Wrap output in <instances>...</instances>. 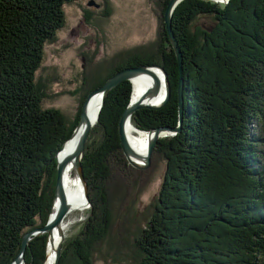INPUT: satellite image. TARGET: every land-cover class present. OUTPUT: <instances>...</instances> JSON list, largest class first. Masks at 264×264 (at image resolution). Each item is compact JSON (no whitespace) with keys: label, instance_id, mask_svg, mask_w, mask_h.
<instances>
[{"label":"trees","instance_id":"trees-1","mask_svg":"<svg viewBox=\"0 0 264 264\" xmlns=\"http://www.w3.org/2000/svg\"><path fill=\"white\" fill-rule=\"evenodd\" d=\"M169 2H152L157 29L150 42L99 62L97 50L81 54L88 68L82 66L69 93L79 107L69 117L49 106L63 94L54 88L63 77L48 63L47 47L69 30L70 8L95 27L111 17L110 3L97 18L85 0H0V264H12L23 237L47 225L56 156L92 91L125 69L161 66L170 100L136 112L132 121L144 132L179 126L180 66L164 21ZM203 17L210 29L199 25ZM172 29L183 55L184 117L181 132L159 139L153 152L154 163L164 164L157 197L141 218L140 196L157 173L132 167L121 147L119 124L133 93L125 81L106 97L86 143L91 207L64 242L60 264H108L125 246L131 254L115 262L264 264V0H184ZM141 174L149 176L145 183ZM47 246V235L34 237L25 263L45 264Z\"/></svg>","mask_w":264,"mask_h":264},{"label":"rangeland","instance_id":"rangeland-1","mask_svg":"<svg viewBox=\"0 0 264 264\" xmlns=\"http://www.w3.org/2000/svg\"><path fill=\"white\" fill-rule=\"evenodd\" d=\"M90 1H94L100 6V9L90 7L98 15L97 18L100 16L99 13L105 10L110 3L111 9H113L111 17L102 22L101 25L97 22L95 27H93L86 23L84 15L79 9L72 7L67 14L70 22L69 30L62 31L58 42L53 46L47 47V55L50 60L48 63L57 66L63 77L62 81L54 87L57 90L56 92H63V94L56 96L49 106L61 108L69 117H74L79 108L76 97L71 96L69 93L75 91L78 86L76 75L82 66L86 65L88 68L87 61L84 62L82 60L81 54L96 52L95 50H97L99 52H96L97 58L95 62H99L97 60L106 59L109 55H113L125 48L150 42V40L155 38L157 29V23L152 11L154 8L152 2L154 0H85V5L88 6ZM199 25L205 29H210L213 23L209 18L203 17ZM153 163L154 160L152 159L150 168L154 171H152V174L155 175L157 173V176L153 184L147 187L140 196L141 206L137 210L141 218L157 197L161 181L160 177L163 174L164 164L162 161L154 163L152 166ZM148 177L147 174H141L139 177L140 183H143V181L145 183ZM140 189L138 188L137 190L139 191ZM88 210L89 208L85 212L74 211L67 215L65 223L68 227L65 229L64 242L78 233L81 225L88 218ZM133 221L136 220L134 219ZM130 254L131 250L126 246L124 249L116 250L111 253L112 256L108 264H121L122 261L117 260L115 262V258L128 257ZM95 264L105 263L96 261Z\"/></svg>","mask_w":264,"mask_h":264},{"label":"water","instance_id":"water-1","mask_svg":"<svg viewBox=\"0 0 264 264\" xmlns=\"http://www.w3.org/2000/svg\"><path fill=\"white\" fill-rule=\"evenodd\" d=\"M184 0H170V2L167 5L165 15H164V21L166 25V29L168 32L169 40L172 44V47L174 48V51L177 55L178 63L180 66V84H179V90H178V96H179V117H180V123L179 126L176 128H169V127H160L157 129H153L149 131L148 133L150 134V141H149V146H148V152L146 156H141L135 153L132 148L130 147L127 137H126V131L125 127L126 124L130 119H132L133 115L142 110V109H152V110H158L161 109L162 107L166 106L168 101L171 98V85L168 79V74L162 68L161 66L158 65H151V66H140V67H135V68H128L125 69L116 75H114L112 78H110L102 87L92 91L89 96L87 97L83 107H82V112L80 116V121L75 129L73 135L71 138L74 137L75 133L80 127H83V131L78 138V143L76 150L73 155L67 157L65 160L62 162H57V181H56V194H55V200H54V207L57 206V211L55 215L52 217V214L50 216V219L47 223L46 226L33 230L30 233H27L22 240V246L19 255L15 258V260L12 262V264H26L25 263V253L27 250L28 245L31 243L32 239L36 236H41V235H47L48 236V245L52 236V233L55 229L60 228L62 223L64 222V219L70 212L71 208L67 204L64 191L62 188V179L64 175L65 168L68 164V162H73L74 164V170L75 173L77 174L80 182L83 184L84 188V194L85 198L87 201V206L90 208V201H89V196H88V185L85 180L84 176V171H83V166H82V159L84 157V152H85V147L86 143L88 141L89 135L92 131V129L95 127V125L98 123L99 118H100V113L102 111V108L105 104L106 97L108 94L115 89L118 85H120L122 82L129 81L132 83L133 79L136 78L137 76L145 73H149V68H154L158 69L161 71L164 77V85H165V98L164 100L160 103H156V98L158 97L161 89V84L159 80L152 75V85L148 93L144 98L137 102H130V105L126 109V111L123 113L120 124H119V134H120V140H121V147L123 149V152L127 158L128 163L139 170H146L149 169L151 166V160H152V155L153 152L158 144L159 139L166 138V137H174L178 133L181 132L182 130V123H183V117H184V79H183V55L181 48L179 46V43L175 37L174 31L172 29V19H173V14L176 10V8L183 2ZM215 2H218L217 0H212ZM223 4H228L231 0H219ZM219 3V2H218ZM89 7H95L99 8V5L96 4L94 1H90L88 3ZM100 95L101 96V105L97 113L96 119L90 118V116L87 113V107L89 104L90 99H92L94 96ZM70 138V139H71ZM69 139V140H70ZM68 140V141H69ZM67 141V142H68ZM66 142V143H67ZM66 143L63 145L62 149L59 151L57 154L56 158L58 160V155L62 152L64 149ZM52 211V213H53ZM60 237H61V243L57 246L56 248V253H55V264H60L61 260V254H62V246L63 242L65 239L64 233L60 231ZM48 250V246H47ZM48 255V251H47ZM47 259V258H46Z\"/></svg>","mask_w":264,"mask_h":264},{"label":"bare ground","instance_id":"bare-ground-1","mask_svg":"<svg viewBox=\"0 0 264 264\" xmlns=\"http://www.w3.org/2000/svg\"><path fill=\"white\" fill-rule=\"evenodd\" d=\"M219 3L220 1L217 0ZM154 75L161 84V89L158 97L156 98V103L160 104L165 98V85H164V77L161 71L154 68H149V73L141 74L133 79V94H132V101L137 102L144 98L148 91L151 88L153 77ZM101 105V96L96 95L92 99H90L87 113L92 119H96L98 110ZM83 131V127H80L77 132L75 133L74 137L71 138L65 145L62 152L58 155V162H62L67 157L74 154L78 138L80 137ZM126 137L128 143L132 150L141 156H146L148 152V146L150 141V134L148 132L138 130L135 125L133 124L132 119L128 121L125 127ZM74 163L68 162L63 179H62V188L64 191L65 199L67 204L70 206L71 210L68 214L74 211H82L88 208L87 201L84 194L83 184L80 182L78 176L75 174L74 170ZM57 211V206H55L54 211L52 213V217L55 215ZM84 214V213H82ZM67 218V216H66ZM65 218V219H66ZM64 222L62 223L60 228H57L53 231L49 245H48V255L45 264H55V253L57 246L61 243L60 231L65 235V229L68 227ZM70 224V223H69ZM72 225V224H70Z\"/></svg>","mask_w":264,"mask_h":264}]
</instances>
